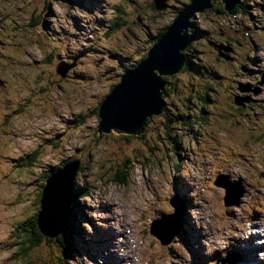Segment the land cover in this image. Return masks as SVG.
<instances>
[{"label": "clouds", "instance_id": "1", "mask_svg": "<svg viewBox=\"0 0 264 264\" xmlns=\"http://www.w3.org/2000/svg\"><path fill=\"white\" fill-rule=\"evenodd\" d=\"M181 13L178 59L151 66L155 105L134 112L132 93L106 119ZM73 164L86 219L66 255L43 201ZM176 181L191 248L152 231L176 213ZM97 228L114 235L89 254ZM233 248L264 264V0H0V264H228Z\"/></svg>", "mask_w": 264, "mask_h": 264}, {"label": "water", "instance_id": "2", "mask_svg": "<svg viewBox=\"0 0 264 264\" xmlns=\"http://www.w3.org/2000/svg\"><path fill=\"white\" fill-rule=\"evenodd\" d=\"M185 15V13H181L173 29L153 50L152 56L144 61L136 72L125 75L122 84L117 87L112 97L109 98L108 103L104 106L106 119L120 108L127 96L132 93H135L137 99L134 112L141 108L155 105V87L158 80L151 74V66L156 61L171 65L178 59L176 49L180 46L181 38L176 35V32L178 27L183 24ZM134 112L128 117L129 123L133 121ZM74 167V164L70 165V172L73 171ZM63 172L69 173L67 170H63L58 176H52L49 179L43 201L45 218L49 224V229L53 232L64 230L69 217L68 205L72 201L71 177ZM67 193H69L68 199ZM174 199L176 198L174 197ZM173 200L172 203L174 204ZM163 218L170 220V225L166 226V229L169 230L168 239H170L172 234L181 232L183 227L182 216L179 218L177 213H175L173 216H164Z\"/></svg>", "mask_w": 264, "mask_h": 264}, {"label": "rangeland", "instance_id": "3", "mask_svg": "<svg viewBox=\"0 0 264 264\" xmlns=\"http://www.w3.org/2000/svg\"><path fill=\"white\" fill-rule=\"evenodd\" d=\"M79 2L82 4V6L89 7V8H91L94 4V0H79ZM60 70L61 71L64 70L63 66H61ZM239 99L240 98H237L238 102H239ZM64 170H67L70 173V165L68 167H66ZM60 172H62V171H60ZM60 172L53 174V176H56ZM71 175H72V173H71ZM217 182L224 184L226 187V203L235 202L236 197L238 196V194L240 192L238 185L228 184L227 178L223 177V176L218 177ZM71 197H72V201H73V197H74L73 193H72ZM174 197L176 198L173 200L174 205L176 207V213H177L179 218H181V216H182L183 227H182L181 231H183V238L185 240V243L188 244L189 247L191 248V245L193 243L198 242V234L196 233L195 229L191 228V226H188L187 229L184 228L185 221L183 218V213H184V209L186 207L187 201L181 195V182L180 181H176V195ZM68 198H69V193H67V199ZM74 213H75L77 219L78 218L79 219H86V217H84L82 215V212L80 211L79 205H76L74 207ZM69 215H70V207H69ZM168 225H170V220H167L165 218H162L158 222L157 221L153 222L152 231L161 236L162 242H166V240L169 238L168 237L169 236V230L166 229V226H168ZM80 231L82 233V229H80ZM113 235H114V233L112 232L111 229H107V230L98 229V228L95 229L94 236L91 237L89 240H84V238L82 236L83 240L91 247V248L83 249V251H87V252H89V254H93V253H95L97 255L102 254V251L109 246L110 241L113 238ZM83 243H82V245H83ZM246 243H248L250 245V241H248ZM242 253H244L245 257H242ZM193 255H194V264H196V255H197L196 252H194ZM217 255H218V253H217ZM250 255H254V251L251 248H249L247 250L246 249H240V248H233V250L228 253V256L225 257V259L228 261V264H244L245 260ZM113 264H114V262H113Z\"/></svg>", "mask_w": 264, "mask_h": 264}, {"label": "trees", "instance_id": "4", "mask_svg": "<svg viewBox=\"0 0 264 264\" xmlns=\"http://www.w3.org/2000/svg\"><path fill=\"white\" fill-rule=\"evenodd\" d=\"M242 87H246V86H242ZM59 174H57L56 176H58ZM74 199H75V195L73 197V200ZM66 226L68 228V230L64 232V239L66 242V255H71L73 252L79 251L78 247H76L74 244V239L78 233H81L80 229L77 230V227L79 226H78V219L76 218V215L74 213V208H70V215Z\"/></svg>", "mask_w": 264, "mask_h": 264}, {"label": "bare ground", "instance_id": "5", "mask_svg": "<svg viewBox=\"0 0 264 264\" xmlns=\"http://www.w3.org/2000/svg\"><path fill=\"white\" fill-rule=\"evenodd\" d=\"M242 257H245V256H244V253H242ZM244 264H249L248 259L245 260V263H244Z\"/></svg>", "mask_w": 264, "mask_h": 264}]
</instances>
